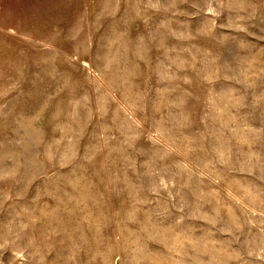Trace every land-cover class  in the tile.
Instances as JSON below:
<instances>
[{
	"label": "rangeland",
	"instance_id": "1",
	"mask_svg": "<svg viewBox=\"0 0 264 264\" xmlns=\"http://www.w3.org/2000/svg\"><path fill=\"white\" fill-rule=\"evenodd\" d=\"M0 264H264V0H0Z\"/></svg>",
	"mask_w": 264,
	"mask_h": 264
}]
</instances>
